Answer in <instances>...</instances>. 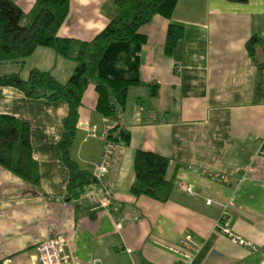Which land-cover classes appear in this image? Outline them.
<instances>
[{
	"label": "crops",
	"instance_id": "0c3cea01",
	"mask_svg": "<svg viewBox=\"0 0 264 264\" xmlns=\"http://www.w3.org/2000/svg\"><path fill=\"white\" fill-rule=\"evenodd\" d=\"M12 1L25 14L34 8L33 0ZM113 1L69 0L58 37L92 40L117 15ZM170 23L183 28V37L166 56ZM139 33L143 42L112 43L97 65L101 76L137 82L124 109L96 114L98 97L90 86L69 152L79 170L93 175L112 137L115 154L103 185L111 196L108 208L99 206V184L67 197L69 173L55 154L67 105L0 87V115L30 125L38 174L34 186L0 166V264H30L36 244L59 235L72 264H176L187 234L192 264L264 260V0H178L170 18L154 16ZM252 38L257 42L250 55L246 44ZM12 63L23 80L36 69L61 84L75 68L46 48ZM136 151L168 160L172 190L165 203L131 195ZM223 214L231 233L250 247L218 231Z\"/></svg>",
	"mask_w": 264,
	"mask_h": 264
},
{
	"label": "trees",
	"instance_id": "16d2710c",
	"mask_svg": "<svg viewBox=\"0 0 264 264\" xmlns=\"http://www.w3.org/2000/svg\"><path fill=\"white\" fill-rule=\"evenodd\" d=\"M178 0H114L118 13L90 41H75L58 37L69 9V0H33L34 8L25 14L12 0H0V67L15 62L21 64L36 49L53 50L57 55L72 60L75 68L66 83H59L48 72L30 70L26 80L20 78L19 69L0 72V87L17 89L30 99L44 98L63 101L67 114L62 120V133L55 145L60 164L68 170L67 193L75 199L81 191L96 184L93 175L79 170L70 157L79 109L86 90L92 86L98 100L95 112L110 116L124 109L128 89L136 81L109 78L97 72V65L108 46L116 42H143L140 27L148 24L154 16L170 18ZM243 4L247 0H225ZM183 37V28L170 23L166 30L163 52L171 56ZM255 39L246 48L253 55ZM126 145L129 137L120 133ZM111 136L107 139L114 143ZM168 160L154 153L136 151L133 159L134 182L130 193L134 197H147L165 203L172 190L166 178ZM0 166L25 182L38 185L36 163L32 159L30 125L11 115H0Z\"/></svg>",
	"mask_w": 264,
	"mask_h": 264
},
{
	"label": "built area",
	"instance_id": "2783aa9c",
	"mask_svg": "<svg viewBox=\"0 0 264 264\" xmlns=\"http://www.w3.org/2000/svg\"><path fill=\"white\" fill-rule=\"evenodd\" d=\"M91 134L94 135V131H92ZM114 153V143L107 140L93 174L96 184L102 186L105 184L106 178L108 177L112 166ZM220 178L223 181L227 180L226 177L223 176ZM179 188L185 191L188 195H193L191 187L180 185ZM103 189L102 196L100 197L98 203L100 207L108 208L111 205V196L104 186ZM114 209L116 211V208ZM225 216L226 214H223L216 224L218 231L222 235L228 237L232 242L242 246L250 247V244L244 242L238 237H235L231 233L229 220ZM116 228L121 229V224L119 222H116ZM180 246L185 249V252L182 254V259L176 264H192L195 257V251L191 247V236L189 234L185 236L184 241L180 243ZM66 247V238L61 235L50 240L42 241L36 244L34 256L30 264H72L70 256L66 251ZM5 264H8V261H5ZM261 264H264V260L261 262Z\"/></svg>",
	"mask_w": 264,
	"mask_h": 264
},
{
	"label": "rangeland",
	"instance_id": "374dc122",
	"mask_svg": "<svg viewBox=\"0 0 264 264\" xmlns=\"http://www.w3.org/2000/svg\"><path fill=\"white\" fill-rule=\"evenodd\" d=\"M29 61L27 62V66L29 65ZM16 69H19V67L15 64L13 65L12 62L4 64L0 67V72H7V71H14ZM115 154V153H114ZM114 159V157H113Z\"/></svg>",
	"mask_w": 264,
	"mask_h": 264
}]
</instances>
